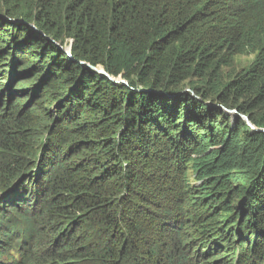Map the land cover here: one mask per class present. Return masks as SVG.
Segmentation results:
<instances>
[{
    "label": "trees",
    "instance_id": "trees-1",
    "mask_svg": "<svg viewBox=\"0 0 264 264\" xmlns=\"http://www.w3.org/2000/svg\"><path fill=\"white\" fill-rule=\"evenodd\" d=\"M260 130L264 0H0V264H264Z\"/></svg>",
    "mask_w": 264,
    "mask_h": 264
},
{
    "label": "rangeland",
    "instance_id": "rangeland-1",
    "mask_svg": "<svg viewBox=\"0 0 264 264\" xmlns=\"http://www.w3.org/2000/svg\"><path fill=\"white\" fill-rule=\"evenodd\" d=\"M64 50L67 54H71V46L69 45H66L64 47ZM256 59V55L255 54H247V55H240V56H236L234 58V62H235V69L238 70V71H242V72H245L247 71L251 65L254 63ZM100 70H103V68H99ZM118 78H113V80H116L118 81L117 84H124L126 83L125 82V79L122 77V74L117 76ZM111 78V77H109ZM28 102H26L27 104ZM53 104H55V102L52 103L51 106L49 107H52ZM56 105V104H55ZM46 108H48L47 106H45ZM227 114L230 116V119L232 120V123L233 124H236L238 122V120L236 119V113H233V112H237L238 114L242 115V117H238L241 121L240 123V130H239V134H240V142L242 143V141L244 140L245 141V138H247V134H245V132H249L250 130L252 131V127L250 126V123L252 124V122L250 121V119L246 120V116L241 114L240 112L234 110V111H229L227 109H224ZM239 116V115H238ZM245 116V118L243 117ZM225 117V116H224ZM221 119L222 117L219 118V123H221ZM230 120V122H231ZM250 122V123H249ZM231 123V124H232ZM252 126H254L252 124ZM37 129H39V127H37ZM239 146H236V150H234L236 153H239V160L240 162H242V159H241V151L242 149L238 148ZM218 147H212L211 149H216ZM237 148H238V151H237ZM191 159H194V156H192ZM238 160V161H239ZM194 163L192 162L191 166L193 165ZM237 165H239V162L237 163ZM184 172L186 173V180H187V183L190 185L189 187L191 188V190L193 191V193L195 194L198 190H199V187L201 186L200 183L196 180V171L191 169V170H185L184 169ZM217 175V178L219 177L220 174H216ZM222 175V174H221ZM229 175L228 174V178L226 177V180L229 179ZM225 203V200H223L220 204V210H219V214L220 215H223V220L222 221H228L229 220V213H225L223 210L221 209H225V206H223ZM239 218L236 219V222H239L237 221ZM235 226V224H232ZM237 236L235 235L234 238H236ZM223 251H227L226 249L223 250ZM239 248H234V251L233 252H230L229 254H223L222 258L224 259H227L226 256H231V258L229 259V264H240V256H239Z\"/></svg>",
    "mask_w": 264,
    "mask_h": 264
},
{
    "label": "water",
    "instance_id": "water-1",
    "mask_svg": "<svg viewBox=\"0 0 264 264\" xmlns=\"http://www.w3.org/2000/svg\"><path fill=\"white\" fill-rule=\"evenodd\" d=\"M95 69V71L97 72V73H99V74H102V75H105V76H107L108 78H109V76L106 74V72L104 71V70H100V69H96V68H94ZM109 79H111V80H113L112 78H109ZM113 82H115V83H118V81H116V80H113ZM233 113H236V115L238 116V117H242V115H240V114H238L237 112H233ZM244 118H245V116H243ZM249 118L248 117H246V120H248ZM250 123V122H249ZM250 126L252 127V129L254 130V131H256V128L254 127V126H252V124L250 123ZM261 132H264V130H260Z\"/></svg>",
    "mask_w": 264,
    "mask_h": 264
}]
</instances>
